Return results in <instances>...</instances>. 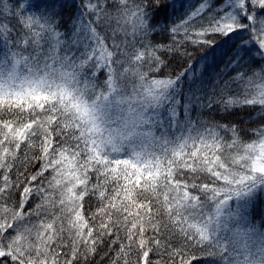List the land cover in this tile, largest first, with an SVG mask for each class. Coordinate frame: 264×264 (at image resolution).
<instances>
[{
  "label": "snow or ice",
  "instance_id": "6c2138e0",
  "mask_svg": "<svg viewBox=\"0 0 264 264\" xmlns=\"http://www.w3.org/2000/svg\"><path fill=\"white\" fill-rule=\"evenodd\" d=\"M105 244L264 264V0H0V264Z\"/></svg>",
  "mask_w": 264,
  "mask_h": 264
},
{
  "label": "trees",
  "instance_id": "16d2710c",
  "mask_svg": "<svg viewBox=\"0 0 264 264\" xmlns=\"http://www.w3.org/2000/svg\"><path fill=\"white\" fill-rule=\"evenodd\" d=\"M67 15H68V12H65V16ZM163 39H164L163 37H159V36L154 37L155 42H160ZM192 51H193L194 57L199 56L198 52H196L195 50H192ZM193 63H195V59L193 60ZM208 115H210L212 119L220 120L223 123H227L228 119H231L233 121L240 122L241 125L244 127H255L258 123H260V121L257 119L249 120L250 116L255 117V110L248 109V108H246L243 111H237L235 114L225 119H222V117H224L225 114L221 112H212V113H209ZM258 219L259 218L256 217L255 221L258 222ZM106 252H108L107 244H105L104 246L98 249L96 255L89 261V264H109V258L111 256V253H108V255H105Z\"/></svg>",
  "mask_w": 264,
  "mask_h": 264
}]
</instances>
